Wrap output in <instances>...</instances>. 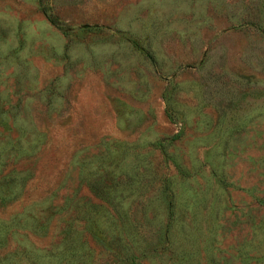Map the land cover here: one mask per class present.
<instances>
[{
    "label": "rangeland",
    "instance_id": "374dc122",
    "mask_svg": "<svg viewBox=\"0 0 264 264\" xmlns=\"http://www.w3.org/2000/svg\"><path fill=\"white\" fill-rule=\"evenodd\" d=\"M262 200L264 0H0V264H264Z\"/></svg>",
    "mask_w": 264,
    "mask_h": 264
},
{
    "label": "trees",
    "instance_id": "16d2710c",
    "mask_svg": "<svg viewBox=\"0 0 264 264\" xmlns=\"http://www.w3.org/2000/svg\"><path fill=\"white\" fill-rule=\"evenodd\" d=\"M261 202H262V204H263V207H264V200H262ZM133 258H134V257H133Z\"/></svg>",
    "mask_w": 264,
    "mask_h": 264
}]
</instances>
